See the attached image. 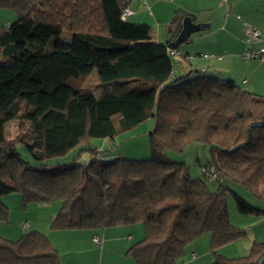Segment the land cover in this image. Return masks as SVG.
Returning <instances> with one entry per match:
<instances>
[{
  "label": "trees",
  "instance_id": "1",
  "mask_svg": "<svg viewBox=\"0 0 264 264\" xmlns=\"http://www.w3.org/2000/svg\"><path fill=\"white\" fill-rule=\"evenodd\" d=\"M130 0H0L17 19L0 26V221L9 211L1 198L17 193L22 208L58 201L52 230H97L140 222L143 236L125 251L134 264H185L187 244L210 234V264H257L264 242L253 241L246 255L226 257L218 248L243 238L231 224L226 187L212 191L193 178L182 152L191 143L209 147L215 181L231 180L264 199V95L188 71L174 75L170 40L179 30L176 15L167 26L170 40L154 42L145 23L121 18ZM62 31L71 33L69 41ZM51 45V46H50ZM50 47V48H49ZM95 70L99 95L84 86ZM153 118L148 132L151 157L111 156L92 139L115 136ZM15 121L9 137L7 123ZM23 145L43 162L73 148L89 151L82 163L30 165L16 149ZM100 158L96 159V155ZM201 172V171H200ZM237 210L263 213L231 190ZM0 264H61L47 236L29 230L12 240L0 236ZM264 264V262L262 263Z\"/></svg>",
  "mask_w": 264,
  "mask_h": 264
},
{
  "label": "crops",
  "instance_id": "2",
  "mask_svg": "<svg viewBox=\"0 0 264 264\" xmlns=\"http://www.w3.org/2000/svg\"><path fill=\"white\" fill-rule=\"evenodd\" d=\"M164 2L162 3L161 0H130L128 6L134 14L128 17L127 20L147 24L152 30L153 41L161 43H167L170 40V34L166 28L172 19L177 16L176 11L185 14L179 18V23L184 17L189 16L194 23L204 25L201 29L191 32L189 37L177 47L170 48L177 52L173 56L179 57L178 64L175 69L173 68L174 75L179 76L188 71L193 73V71L199 70L201 74L220 80H230L240 89L264 95V62L261 63L254 59L245 60L240 57L241 52L245 49L257 47L261 44L259 40L254 42L246 40L243 32L245 26L254 27L258 30L260 36L264 37V0H227L228 12L221 0H165ZM147 8L150 14H148ZM2 10L4 9H0V12ZM1 14L4 16V20H0L1 26H7L16 20L11 21L13 15L9 13ZM172 41L170 40V43ZM203 53L212 54L213 57H202L201 54ZM186 56L190 58L186 60ZM214 56H220L221 58L216 59ZM107 141L108 139H101L96 141L97 144L94 145L91 140V145L104 148L107 153L112 154L113 140H110L108 144ZM88 159L85 158L83 161ZM10 196L5 195L1 198L8 209H10L8 202L10 199H12L14 206L17 205L16 202L18 203L15 197ZM59 206L60 204L57 203H54V205H45V203L29 204L25 213H22L23 218L27 219L23 222L27 223V227H22L23 223H19L18 227L6 226L0 230L2 231L0 236L14 240L15 238L12 237L15 236L13 235L21 236L29 230H37L47 236L58 253L65 246L68 239H70L71 245L73 243L80 244L82 240L90 253L89 257L92 263L89 264H132L129 259L124 258V256L126 257L125 251L132 244H129L128 241L131 238L128 234L131 230L128 229V225L107 227L96 231L52 230L50 229V222L57 213ZM34 208L38 211L37 214L31 217L30 210ZM79 235L82 236L76 242L75 238ZM95 235L101 240L99 248H95V245H93L92 237ZM253 240L257 241V239ZM250 243L251 241L238 240L228 244H232L229 246H234L237 251L245 254L249 251ZM228 244L219 247L218 250H222ZM190 253L192 256L194 252ZM60 263L64 264L61 257Z\"/></svg>",
  "mask_w": 264,
  "mask_h": 264
},
{
  "label": "rangeland",
  "instance_id": "3",
  "mask_svg": "<svg viewBox=\"0 0 264 264\" xmlns=\"http://www.w3.org/2000/svg\"><path fill=\"white\" fill-rule=\"evenodd\" d=\"M161 1L162 3H165L164 2L165 0H161ZM0 13H9L13 15V19H11V21L17 19V13L11 9H4ZM1 15H0V20H4L3 14ZM61 38L65 41H69L71 38V33L67 31H62ZM170 59L172 62V66L175 69L176 65L179 62V57L171 56ZM0 61L5 62L7 61V58L1 55ZM84 86L94 91L96 95H99L103 90V85H101L95 70H92V72L88 75V78H86V81L84 83ZM153 123H154L153 118H148L147 120L136 125L134 128L115 136L112 141L113 142V145H112L113 153L111 156H114L115 158L121 157V158L138 159V160L149 159L151 157V153H150V147H149V142H148V132L152 129ZM6 129H7L8 136L14 137L16 134L15 121H9L7 123ZM100 140L101 139H92V143L95 145L97 144L96 141H100ZM109 141L110 140L108 139L107 144L109 143ZM16 149L19 152L21 158L25 162H27L30 165H35V166L44 165L47 167H56L62 164H66L68 162H74L77 164V163H82L83 159L91 157V154L89 151L78 152L79 148L76 147V148L71 149L64 156L50 158V159L44 160L43 162H39L31 156L29 151L23 145L17 144ZM98 149H101V148H98ZM165 154L171 160L184 161L188 167L189 174L193 178H200V179L205 180L206 185L208 186L210 190L214 191L218 189L219 187H226L232 192H234L235 194H238V196L241 199H243V201L246 202L249 206L255 209L262 210L263 213H258V214L254 212L247 213V214H243L239 212L237 210L233 195L230 193L229 190H226L227 209H228L230 222L232 225L236 227L243 228L246 232L245 236L243 238H240L239 241H251L250 244H252V242L254 241L253 239H257V241H264V199H257L253 197L246 189H244L239 184L231 180L223 179L220 181V183H218L215 180L206 178L200 172L199 167L206 166L210 162L209 147L207 144L195 142V143H191L188 146H186V148L180 153L166 151ZM9 195H11L10 197H15V199L18 200V203L16 202L17 205L14 206L12 199L8 201L10 204V209H8L10 215H8L7 221H0V230L4 229L6 226L18 227L19 223L20 224L23 223L24 220L27 221V219L23 218V214H22V213H25L27 207L24 209L22 208L21 202H20V195L17 193H12ZM54 203L55 204L57 203L58 205L60 204L58 201H51V202L45 203V205H54ZM39 205H43V204H39ZM33 207H36V206H33ZM37 211L38 210H35V208L33 210H30V216L32 217L35 214H37ZM127 227L129 230L131 229L128 233L131 236V238L128 240L129 244L131 243L133 244L134 242L142 238L143 226L140 222L128 225ZM22 231H26V230H22ZM13 236L15 237H12V238L16 239L20 235H13ZM81 236L82 235L76 236L75 238L76 242L77 240H79V238H81ZM69 240L70 239L67 240V243L65 244L64 247H62L61 251L59 252L61 261L64 264L92 263L89 257L90 253L86 249L87 246L83 244L84 242L81 240L80 244L73 243V245H71ZM209 241H210V234L208 232L202 234L201 236L196 238L194 241L186 245L184 249V254L179 259V261L180 262L183 261L185 264H210L212 263L214 261V256L210 251ZM229 245H232V244H228V246L227 245L224 246L222 250L219 249L217 250V252L226 257H236V256H242V255L247 254V253L245 254L240 253V251H237L236 248H234V246H229ZM94 247L99 248V246H96V245ZM190 252H194L193 253L194 257L191 256ZM124 258L129 259L131 263L134 264L130 256L126 255V257L124 256Z\"/></svg>",
  "mask_w": 264,
  "mask_h": 264
},
{
  "label": "built area",
  "instance_id": "4",
  "mask_svg": "<svg viewBox=\"0 0 264 264\" xmlns=\"http://www.w3.org/2000/svg\"><path fill=\"white\" fill-rule=\"evenodd\" d=\"M225 7L227 12L229 11V5L227 3V0H221ZM148 9V8H147ZM148 14H150V11L148 9ZM134 12L133 10L127 5L125 6L122 11H121V18L122 19H127L131 15H133ZM245 38L247 41L254 42V41H260L261 44L257 47H250L245 49L244 51L241 52L240 57L245 60H257L261 63L264 62V37L260 36V33L258 32L257 29H255L252 26H245L243 29ZM170 55H175L177 52L173 49L169 50ZM202 57L209 58L213 57L212 54L208 53H203L201 54ZM216 59H220V56H214ZM190 57L186 56L185 59L188 60ZM100 158V154L96 155V159ZM201 173L208 179L215 180L217 177V172L216 169L213 166H207V167H201L200 168ZM22 227H27V223H23ZM92 241L96 246H99L101 244V240L95 235L92 237ZM192 257H194V254H192Z\"/></svg>",
  "mask_w": 264,
  "mask_h": 264
},
{
  "label": "water",
  "instance_id": "5",
  "mask_svg": "<svg viewBox=\"0 0 264 264\" xmlns=\"http://www.w3.org/2000/svg\"><path fill=\"white\" fill-rule=\"evenodd\" d=\"M203 26L204 25H202L201 23H194L189 16L184 17L181 20V22L179 23V30H178L175 38L173 39V41L171 43H169V46L173 47V48L177 47L180 43H182L183 41H185L189 37L191 32H193L195 30H199ZM263 123H264V118L259 120V121L251 122L249 125V128L247 129L245 140L234 145L231 148V151H235V150H238V149L246 146L248 144V142L250 141V138H251V129L256 128L258 126H261ZM263 262H264V252L257 259V264H262Z\"/></svg>",
  "mask_w": 264,
  "mask_h": 264
}]
</instances>
